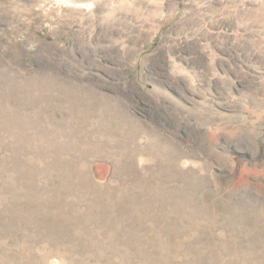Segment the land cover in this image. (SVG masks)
<instances>
[{
  "label": "rangeland",
  "instance_id": "obj_1",
  "mask_svg": "<svg viewBox=\"0 0 264 264\" xmlns=\"http://www.w3.org/2000/svg\"><path fill=\"white\" fill-rule=\"evenodd\" d=\"M0 264H264V0H0Z\"/></svg>",
  "mask_w": 264,
  "mask_h": 264
}]
</instances>
